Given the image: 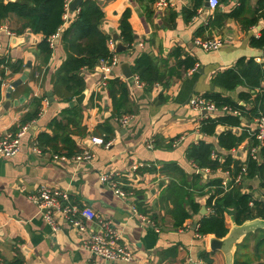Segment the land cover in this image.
I'll use <instances>...</instances> for the list:
<instances>
[{"label": "crops", "instance_id": "1", "mask_svg": "<svg viewBox=\"0 0 264 264\" xmlns=\"http://www.w3.org/2000/svg\"><path fill=\"white\" fill-rule=\"evenodd\" d=\"M96 1L104 13L102 31L109 33L111 38L112 32L119 36L121 15L127 9L128 22L134 33L130 47L119 37L126 49L115 51L117 65L108 75V79L119 78L127 86L125 107L130 112L120 116L129 115L130 120L124 126L118 121L120 116L114 111L107 84L101 85L103 73L99 62L92 70L79 71L85 97L81 104L72 106L69 103L76 96L71 100L64 99L53 83L54 74L65 58L60 31L49 39L51 55L44 63L37 50L42 34L28 29L17 33L22 22L14 15L0 21V55L21 60L23 71H29L26 81L11 90L8 108H4L6 88L22 73L7 75L0 89V139L8 132L15 133L27 126L20 138L19 151L10 157L0 155L1 258L6 264L17 260L25 264H199L202 262L200 252L206 251L211 252L212 264H228L223 252L209 248V238L214 235L199 236L196 233L201 217L210 213L205 204L209 193L199 194L206 188L190 189L200 209L194 214L188 205H184L191 215L182 225H175L176 218L180 217H175L172 212L177 199L169 195L168 189L172 182L178 185L183 181L192 182V174L198 170L203 171L198 186H203L209 176H229L227 171L220 169H196L187 158L188 146L199 139L216 146L213 157L218 154L222 160L223 155L230 153L245 165L252 147L249 140L230 151L217 147V135L230 128L218 125L215 135L205 136L199 132V126L204 117L224 113L219 110L203 114L193 110L188 101L195 95L205 97L219 92L245 104L239 100L238 93H252V90L237 86L229 92L214 85L213 80L217 74L235 69L240 60L246 62L250 58L264 70V46L251 44V39H257L264 28L262 19L255 21L259 4H264V0H218L214 9L205 7V0H167L168 3L162 6L156 5V0ZM236 10V16L228 14ZM76 11L77 8L68 9L65 19L72 20ZM214 37L223 40L222 47L217 50L205 51L193 42L195 38ZM107 48L110 49L108 41ZM142 54L153 58L163 76L162 81L149 86L132 71L136 58ZM186 56L194 58L196 63L182 72L176 61ZM124 62L129 65L131 76L137 75L144 83L143 87H137L131 76L123 75L120 65ZM27 63L30 68L25 67ZM33 98L41 100L38 117L20 124L24 114L34 107ZM73 107L78 112L74 115V124L67 125L68 115L64 110ZM55 119L58 126L52 124ZM253 122L244 118L241 127L232 128V132L239 133L245 127L250 129ZM111 129L112 135L105 140L109 142L107 147L91 142L94 136L107 137ZM79 130L82 133H75ZM66 132L74 141L73 152L89 150L93 153L91 161L76 163L71 159H53L54 154L69 156L61 147ZM40 133L47 136L41 144L37 138ZM149 143L151 147H148ZM36 146L40 152L35 151ZM133 165L139 166L132 169ZM108 172L119 174L120 188L131 193L126 199L115 195L101 182V176ZM245 174L244 182L239 183L243 190L263 199L258 179L246 178ZM41 184L65 190L78 205L89 206L99 217L111 220L121 234V244L132 252V260L113 263L91 255L83 248L84 234H78L60 218L61 229L53 232L39 214L35 202L28 197ZM131 206H135L136 212L145 215L149 222L139 219ZM256 219L262 220L254 218L249 222ZM225 223L228 231L235 226L230 211L225 214ZM256 244V239L250 238L241 252L250 256L255 254Z\"/></svg>", "mask_w": 264, "mask_h": 264}, {"label": "trees", "instance_id": "2", "mask_svg": "<svg viewBox=\"0 0 264 264\" xmlns=\"http://www.w3.org/2000/svg\"><path fill=\"white\" fill-rule=\"evenodd\" d=\"M66 0H9L0 1V21L14 15L21 21V28L17 29V33H22L28 29L32 33H40L43 38L37 45L38 53L41 55L42 61L47 62L51 55L50 38L60 32L62 47L65 51V58L57 69L53 77L54 89H59V93L64 99H72L79 95L84 89V82L79 75L82 69L92 70L100 59L110 56L107 48V41L111 38L109 33L102 31L100 26L103 21L104 13L96 0H82L76 11V16L67 21L64 18L66 13ZM236 16L238 11L228 13ZM227 14V15H228ZM129 12L124 10L121 15L119 24V37L128 47L134 41V33L128 22ZM264 21V4H259L258 15L256 20ZM242 21V20H241ZM251 44L256 47L264 46V28L260 32V36L251 39ZM179 57V56H178ZM196 60L190 56L181 59L178 58L176 65L182 72L193 68ZM24 64L21 60H12L8 56L0 55V89L7 75H15L22 73ZM132 71L136 73L141 81L149 86L155 82L162 81L163 76L158 67L154 64L153 58L149 54H142L136 58ZM9 74H6V73ZM107 91L113 102V108L119 117L123 112H130L126 109L127 104V86L126 83L119 78L107 80ZM213 84L221 87L229 92L234 91L237 86H243L253 92L238 93L239 100L245 104L242 105L238 101L233 100L230 96H223L219 92H212L205 96L214 105L221 109L226 106L232 112L224 113L219 116L204 117L199 126V132L205 136L215 135V129L218 125L228 126L217 135V147L230 151L236 149L246 139L251 143L250 146L256 145L258 142L251 134L247 127L242 128L239 133L232 132V128L241 127L242 119H246L249 123L261 114L264 115V70L261 65L256 63L252 58L244 62L240 60L235 69H227L219 74L213 80ZM1 99V93H0ZM39 98H33V108L24 114L20 124L32 121L38 117L40 110ZM124 109V111H122ZM67 114V125L74 124V115L77 114V108H68L64 110ZM52 124L58 126L59 123L55 119ZM64 129V126H61ZM81 131L75 133L79 134ZM82 133V132H81ZM104 137L103 140L109 139L112 135ZM46 134L40 133L38 141L45 139ZM61 147L67 150L70 156L73 153L74 141L70 139L69 132H66ZM56 138V135H55ZM57 151V150H56ZM259 155L264 157V141L258 148ZM216 153V146L204 139H199L196 143L188 146L186 154L187 158L195 165L196 169H208L216 171L220 169L227 171L229 176H209L203 186H198L201 174L193 172L192 182L183 181L178 185L172 182L169 185V195H173L177 202H174V216L176 218L175 225H182L183 221L190 217V213L184 208L188 205L191 213H198L200 205L194 201V192L190 190L193 187L199 189L206 188V191L200 192V195L208 194L206 199V207H209L210 213L203 215L198 222L196 233L199 236L214 235L221 238L226 235L228 228L225 223V214L230 211L235 224L240 225L246 220L254 218L264 219V160L257 161L253 159L249 153L244 161L246 167V178H257L259 187L262 192L263 199H258L250 192L243 190L241 184L234 182V177L241 169L242 162L235 159L232 154L223 155L219 160ZM228 182L227 188L222 187V180ZM166 189V191H168ZM250 238L256 239V253L241 252L247 245ZM239 248V249H238ZM260 250L258 251V249ZM211 252L201 251L200 256L202 262L199 264H212ZM262 259L263 261H260ZM264 264V229H257L248 233L244 239L236 246L233 264ZM13 264H21L17 260Z\"/></svg>", "mask_w": 264, "mask_h": 264}, {"label": "built area", "instance_id": "3", "mask_svg": "<svg viewBox=\"0 0 264 264\" xmlns=\"http://www.w3.org/2000/svg\"><path fill=\"white\" fill-rule=\"evenodd\" d=\"M72 0H66L65 8L66 12L69 9V4ZM156 5L162 6L168 3L167 0H156ZM208 7L214 9L218 0H207ZM64 18H66L64 14ZM194 44L201 47L205 51L217 50L222 47L223 40L220 37H214L211 39H200L195 38ZM51 44V42H50ZM110 45V56L105 59L99 60V68L103 73L102 87L106 86V81L109 78L111 68L117 65V58L115 56V41L110 38L108 40ZM137 87H143L144 83L141 82L137 75L130 77ZM10 84V83H9ZM189 106L198 112L205 111L206 113H213L215 111H222L223 113L232 112L237 114V111L231 110L229 107H222L218 109L213 102L205 98L204 96L195 95L188 101ZM130 120L129 115H123L118 118L119 123L124 126ZM253 126L249 129L251 134L257 140V144L249 148V154L253 159L257 161L264 160L259 155L258 148L264 141V115L261 114L259 117L254 119ZM27 126H22L17 132L6 133L0 139V155L3 157H10L15 155L19 151V143L21 136L26 132ZM91 142L97 145H103L107 147L109 142L104 141L102 137H91ZM151 147V144H148ZM36 152H40L36 146ZM214 156V154H213ZM93 158V153L89 150H83L75 153L71 156H62L58 154L53 155L54 160H74L76 163L89 162ZM139 165H133L132 169H136ZM245 165H242L241 171L234 178L235 183L244 182ZM119 174L108 172L103 174L100 178L102 183L107 184L115 193L122 199H126L131 193L120 188V181L118 179ZM222 187L226 189L227 181L222 180ZM32 201L35 202L38 208V212L43 220L51 227L53 232L60 231L59 218L67 224L71 229L75 230L78 234H84L82 238V245L91 255L100 257L107 262L113 263H128L132 260V252L123 244H121V234L117 231L109 219L99 217L95 211L89 206H81L75 203L70 195L65 190H60L41 184L38 186L35 192L28 196ZM131 210L134 214L142 221L149 220L145 215L138 214L135 206H131ZM0 264H6L0 256ZM25 264V263H21ZM93 264V263H92Z\"/></svg>", "mask_w": 264, "mask_h": 264}, {"label": "water", "instance_id": "4", "mask_svg": "<svg viewBox=\"0 0 264 264\" xmlns=\"http://www.w3.org/2000/svg\"><path fill=\"white\" fill-rule=\"evenodd\" d=\"M81 1L82 0H72L69 4V9L75 10ZM204 6L208 7L207 0H205ZM112 38L115 41V51L116 52H121V51H124L126 49V46H124L122 44L121 40H119V36L116 33L112 32ZM120 66L122 68L123 75L126 78L130 77L132 72H131L130 67L127 64V62L122 63ZM25 67L30 68V63H27L25 65ZM28 74H29V71L24 70L19 78L10 82V84L6 88V92H5L6 101L4 104V108L9 107V103H10L9 98H10L11 90L16 88L22 82L26 81ZM48 95H50V93H48ZM84 97H85V94H84V92H82L79 95H77L72 101H70L69 104L72 106L75 104H81ZM13 104L16 106L18 104L17 100L14 101ZM205 113L206 112L203 111V114H205ZM198 171H199L198 173L203 175L202 170H198ZM232 220H233V218H232ZM195 226H196V224H194V227ZM263 228H264V219H262V220L256 219V220H253L250 222H249V220L248 221L246 220L245 222H243L240 225L235 224V226L232 227L226 233V235L221 237V238H218L215 236H210L209 248H210V250H219V251L223 252V254L226 257L227 263L233 264L234 252H235L236 246L244 239V237L248 233L254 232L257 229H263Z\"/></svg>", "mask_w": 264, "mask_h": 264}]
</instances>
